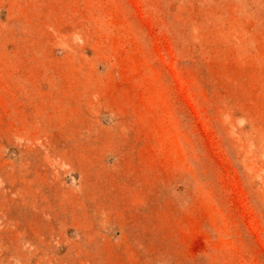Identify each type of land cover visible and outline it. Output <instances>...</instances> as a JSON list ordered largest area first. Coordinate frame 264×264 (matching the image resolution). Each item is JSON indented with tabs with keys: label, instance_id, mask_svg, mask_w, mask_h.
<instances>
[{
	"label": "rangeland",
	"instance_id": "1",
	"mask_svg": "<svg viewBox=\"0 0 264 264\" xmlns=\"http://www.w3.org/2000/svg\"><path fill=\"white\" fill-rule=\"evenodd\" d=\"M0 264H264V0H0Z\"/></svg>",
	"mask_w": 264,
	"mask_h": 264
}]
</instances>
